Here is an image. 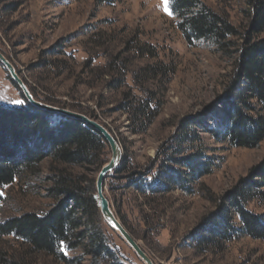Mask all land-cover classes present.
I'll use <instances>...</instances> for the list:
<instances>
[{"label": "rangeland", "instance_id": "rangeland-1", "mask_svg": "<svg viewBox=\"0 0 264 264\" xmlns=\"http://www.w3.org/2000/svg\"><path fill=\"white\" fill-rule=\"evenodd\" d=\"M201 1L226 15L243 35L249 29L248 0ZM262 37L264 31L254 35ZM144 45L153 46L155 56L135 52ZM0 51L33 96L37 93L36 100L83 109L116 137L127 167L125 172H113L105 179V195L155 264H264V239L240 234L219 247L193 239L218 209L220 198L264 158V140L256 148H234L208 132L218 128V101L236 72V48L225 53L202 40L186 44L176 28V17L165 10L164 0H0ZM115 55L125 59L135 74L146 65L160 63L174 72L165 80H146L140 74L137 85L129 73L125 86L116 89L109 82H121L120 75L112 72L107 76L109 68L102 67ZM23 99L0 65V104L20 106ZM147 99L159 104L157 114L144 130L134 133L121 105L130 102L126 110L131 111L133 101L139 104ZM192 152L212 160L209 174L188 179L190 191L171 188L149 192L171 168L186 173L172 164L170 157ZM110 157L108 147L105 163ZM86 169L43 160L34 172L24 173L0 189V223L29 212H47L55 203L48 194L50 178L63 171L73 176L85 173L95 192L99 170L93 166ZM246 207L256 214L264 213L259 199L250 200ZM233 223L238 227L236 217ZM109 228L110 259H95L81 248L63 247L65 262L58 256L31 253L20 241L7 236L0 239V264H144Z\"/></svg>", "mask_w": 264, "mask_h": 264}, {"label": "trees", "instance_id": "trees-1", "mask_svg": "<svg viewBox=\"0 0 264 264\" xmlns=\"http://www.w3.org/2000/svg\"><path fill=\"white\" fill-rule=\"evenodd\" d=\"M248 4L251 7V23L243 35L226 15L214 11L201 0H169V8L176 17V28L186 44L192 46L202 40L225 53L236 48V72L226 93L218 101V128L208 129V132L230 147L252 149L264 140V37L254 38V35L264 31V0H248ZM233 38L239 41L235 42ZM135 52L155 56V48L151 45H144ZM106 60L102 67L109 69L105 74L111 76L115 72L121 77V82L119 79L115 80L116 83L109 82V86L116 89L125 86L124 78L129 73L134 85H137L140 74L147 77L146 80L156 77L165 80L169 78V73L174 72V69L167 70L160 63L146 65L135 74L126 60L120 59V55ZM34 96L37 97V93ZM23 100L20 106L0 104V189L24 173L34 172L47 158L52 164L65 168H101L106 161L104 156L108 146L100 133L81 121L51 114ZM148 100L155 99L139 104L133 101L135 104L131 111L126 110L130 102L121 105L135 127L134 133L144 130L157 114L159 104ZM69 108L95 119L83 109ZM169 160L184 168L186 173L171 168L170 172L173 171L166 173L149 192H166L171 188L190 191L188 179L197 180L209 174L213 164L212 160L194 152L181 158L170 157ZM126 167V158L123 157L114 174L125 172ZM50 180L48 194L55 202L50 209L44 214L29 212L2 221L0 239L12 236L31 253L58 256L65 262L67 258L62 253L63 247L68 250L81 248L95 259L112 258L106 229L109 227L100 215L91 179L85 173L73 176L63 171ZM132 182L136 184V181ZM263 188L264 158L249 169L247 177L220 198L218 209L208 216L200 233L193 239L201 245L217 247L240 234L264 239V213L256 214L246 207L253 199L264 203ZM1 198L0 194V202ZM235 217L238 227L233 223Z\"/></svg>", "mask_w": 264, "mask_h": 264}, {"label": "water", "instance_id": "water-1", "mask_svg": "<svg viewBox=\"0 0 264 264\" xmlns=\"http://www.w3.org/2000/svg\"><path fill=\"white\" fill-rule=\"evenodd\" d=\"M0 65L6 71L10 81L15 87L22 93L26 102L32 106L47 111L51 114L61 115L69 118L76 119L88 125L95 131L101 134L105 140L107 146L110 149L111 157L108 162L104 163L95 179V199L100 212V215L104 222L116 232L120 238L132 249L135 255L144 264H155L153 260L148 256L145 250L141 247L139 242L132 236V234L125 228L120 219L113 211L110 201L105 195L104 183L105 179L111 175L120 165L123 157L121 146L116 139L102 124L89 116L73 111L67 108L56 107L38 101L35 99L30 89L24 80L19 76L13 63L0 51Z\"/></svg>", "mask_w": 264, "mask_h": 264}, {"label": "snow or ice", "instance_id": "snow-or-ice-1", "mask_svg": "<svg viewBox=\"0 0 264 264\" xmlns=\"http://www.w3.org/2000/svg\"><path fill=\"white\" fill-rule=\"evenodd\" d=\"M164 4H165V10L168 12L169 15H172V12L168 10L169 0H164ZM15 103H22V102L21 101H15Z\"/></svg>", "mask_w": 264, "mask_h": 264}]
</instances>
